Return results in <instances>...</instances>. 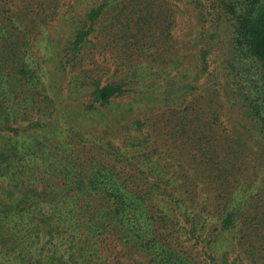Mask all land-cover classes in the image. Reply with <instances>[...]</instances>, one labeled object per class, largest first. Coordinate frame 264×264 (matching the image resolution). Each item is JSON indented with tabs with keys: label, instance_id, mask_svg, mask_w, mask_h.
<instances>
[{
	"label": "rangeland",
	"instance_id": "374dc122",
	"mask_svg": "<svg viewBox=\"0 0 264 264\" xmlns=\"http://www.w3.org/2000/svg\"><path fill=\"white\" fill-rule=\"evenodd\" d=\"M152 2L149 9H145V2L140 7L135 16L141 18L138 23L126 19L127 25L121 24L114 17L116 9L103 15L93 37L72 59L68 57L69 42L79 25H62V19L59 23L53 19L63 0H0L3 22L10 25V17L23 22L22 34L14 35L12 30L10 34L11 39H25L22 53L30 57L26 64L33 77L32 87L23 79L20 84L24 92L35 97V106L31 113L23 111L18 121L27 116L22 122L47 123L46 143L37 146L39 153L47 150L49 155L45 169L51 168L50 163L74 164L86 175L92 160L112 162L116 158L128 175L139 180L173 179L179 185L192 176L190 184L184 186L189 195L190 190L210 189L209 185L215 184L210 171L207 177L202 172L193 174L200 161L195 159L198 151L190 119L197 114L200 132L212 137L209 151L219 150L222 162H233L235 154H240L246 173L238 183L251 188L252 208L257 212L264 203V143L250 118L256 89L250 81L252 75L242 70L249 68L248 57L234 46L232 17L220 7L219 0ZM3 46L0 37V73L8 77L11 66L2 59L7 56ZM202 49L209 51L205 67L200 59ZM99 82L122 84L125 93L102 105L92 100ZM186 106L192 109L191 115H186ZM154 166L156 173L152 174ZM215 192L211 196L206 190L205 194L211 199L217 196ZM181 197L175 193L174 198ZM243 227L222 230L217 239L207 236L202 243L182 237L175 247L190 255L192 264H212L205 250L221 260L232 248L236 251L231 257L237 258V264H263L264 250L254 248L251 254L239 245ZM41 245L58 248L67 256V245L58 238L43 235ZM129 249L116 250V256H111L113 263L125 259L123 264H137L133 259L127 262ZM135 256L153 264L154 256Z\"/></svg>",
	"mask_w": 264,
	"mask_h": 264
},
{
	"label": "trees",
	"instance_id": "16d2710c",
	"mask_svg": "<svg viewBox=\"0 0 264 264\" xmlns=\"http://www.w3.org/2000/svg\"><path fill=\"white\" fill-rule=\"evenodd\" d=\"M151 1L154 5L159 0H63L53 19L57 18L58 23L62 19V25H79L69 42L68 57L73 59L80 54L103 15L116 9L114 17L121 24L127 25L126 19L138 23L141 18L135 16L140 7L145 2V9H149ZM219 2L232 17L234 46L248 57L249 68L242 70L252 75L250 81L256 89L250 118L257 124L264 143V0ZM3 20L0 17V37L7 56L2 59H7L11 72L8 77L0 73V264H123L125 259L113 263L111 256L114 258L116 250L124 246L130 247V252L125 253L127 262L133 259L137 264H145L144 259L135 256L140 254L151 259L154 256L150 261L153 264H192L190 255L175 247L182 237L202 243L208 237L217 239L222 230L235 231L240 224L244 234L238 242L243 252L249 250L254 254V248L264 250V203L257 212L253 211L251 188L244 182L238 183L246 173L240 154L234 153L237 158L233 162H222L219 150L209 151L212 137L200 132L202 125L197 114L190 119L198 151L195 159L200 161L193 174L202 172L207 177L210 171L209 177L215 182L209 185L210 189L190 190L186 194L184 186L190 184L192 176L179 185L173 179L157 178L145 180L148 184L128 175L116 158L112 162L92 160L86 175L74 164L50 163L51 168L45 169L49 155L43 150L47 155L43 157L37 146L45 141L47 123L22 122L28 120L27 116L18 121L23 111L31 113L35 106V97L24 92L20 84L23 79L33 86L26 64L30 57L22 53L26 41L11 39L10 34L11 30L14 35L22 34L23 22L10 17L7 25ZM200 59L204 67L208 65L207 49L201 50ZM124 93L122 84L99 82L92 100L106 105ZM186 107V115H191L192 109ZM118 154L125 157L123 152ZM151 170L156 173L155 166ZM144 184L149 187L144 188ZM206 190L211 196L220 192L209 199ZM175 193L182 197L174 198ZM211 212L214 214L210 215ZM43 235L63 241L67 256L58 248L46 249V245H41ZM234 249L226 251L221 260L207 250L205 254L212 264H237V258L231 257ZM105 256H110L108 262ZM262 261L264 264V257Z\"/></svg>",
	"mask_w": 264,
	"mask_h": 264
}]
</instances>
